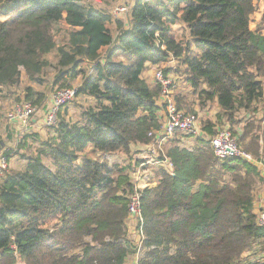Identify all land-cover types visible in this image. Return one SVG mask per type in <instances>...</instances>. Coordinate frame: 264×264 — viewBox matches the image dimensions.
<instances>
[{
  "label": "trees",
  "instance_id": "1",
  "mask_svg": "<svg viewBox=\"0 0 264 264\" xmlns=\"http://www.w3.org/2000/svg\"><path fill=\"white\" fill-rule=\"evenodd\" d=\"M89 1L0 0L7 18L0 21V94L19 86L21 69L40 82L54 54L52 86L72 89L81 77L75 98L94 101L77 122L60 117L35 153L22 158L21 170L3 172L0 264H126L136 254L126 230L133 182L105 158L149 145L148 134L159 129V87L142 78L148 67L178 61L192 91L215 102L219 119L231 124L241 111L255 114L264 97V35L250 29L262 0H135L115 37L110 16ZM179 23L188 31L184 44L171 33ZM63 25L70 30L57 47ZM85 64L92 66L88 74ZM24 95L32 106L46 100L31 87ZM255 122L237 141L254 163L219 160L208 141L192 152L176 145L168 151L173 174L160 168L156 186L141 191L137 264H264V228L253 208L264 130L260 136Z\"/></svg>",
  "mask_w": 264,
  "mask_h": 264
},
{
  "label": "rangeland",
  "instance_id": "2",
  "mask_svg": "<svg viewBox=\"0 0 264 264\" xmlns=\"http://www.w3.org/2000/svg\"><path fill=\"white\" fill-rule=\"evenodd\" d=\"M93 6L97 9L106 12L110 16V21L107 26L113 37L117 35L119 31V25L123 22L125 17H114L111 13L118 8L122 4V0H91L89 1ZM7 18L0 14V21H5ZM250 29L257 33L264 35V0L255 3V11L250 17ZM69 28L66 25L62 26V32L54 39L55 45L61 46L67 40V34L69 32ZM171 33L176 42L185 43L189 41L188 31L185 26L181 23L171 27ZM113 47V46H112ZM104 48L100 53V58L102 59L104 55L108 52L112 53L114 48ZM191 48L193 52H197L193 48V44H191ZM125 57L119 55L117 60L124 61ZM47 61L49 66L44 69L43 74L40 77V82H30L28 81L24 71L21 69V78L20 84L16 88H8L3 89L0 94V143L3 146L0 148V152L7 148V150L14 149L13 154L9 157L8 160V172L21 170L24 166L23 157L32 155L35 153L34 151L39 148V143L45 141L52 133L51 127L43 126V121L47 117L48 108L51 104L52 96L58 91L57 88L52 86L53 76L55 74L54 66L56 65V57L54 54H51L47 57ZM160 67H148L142 74V78L146 81L147 84L151 86H156V83L153 82V74L154 71L161 68ZM92 66L88 64L83 65L82 69H84L87 74L91 72ZM163 69L168 70V74L174 77V86H175V100L179 109L184 112L194 115L198 118L199 124L202 128V132L205 133L209 138L212 133H214L213 128L222 127L224 125L228 126L233 134V136L237 139L240 138V135L243 131V128L246 124H250L251 121H256L255 126H259L258 134L262 136L264 130V97L253 107L256 112L253 113H244L243 111L239 112L235 116L234 123L226 122L225 119H219V109L215 102H203L197 95L194 93L192 89L188 86L186 82V73L185 69L182 65L179 64L178 61L171 59L168 63H163ZM262 86L264 91V76L261 77ZM81 84V77L72 82L73 88L77 87ZM26 87H31L34 91L46 96V100L42 104L41 107L33 106L35 108V113L32 117L35 122V127H30V130L26 133H23L16 141H18L17 146L15 147V136L17 132H15V125L10 123L6 119V114L13 108V106L18 105L22 102H25L24 98V89ZM184 95V102L178 103V98L180 97L178 94ZM264 94V92H263ZM94 101L85 98V97H77L74 100L70 101L66 105H64L56 115L57 120L62 117L66 121L77 122L80 120V114L83 110L88 107H93ZM218 117V118H217ZM261 121H259V120ZM211 128L212 133L208 134V129ZM207 131H206V130ZM13 133L15 135H13ZM12 135V136H11ZM180 138V136H176ZM175 137V138H176ZM28 138L29 149H25L22 147V142L24 139ZM34 138V139H32ZM185 140L191 139V137H182ZM205 140L198 139V142L202 144V141ZM194 143L196 140L192 141V144L189 145V148L194 147ZM194 144V145H193ZM262 145V144H260ZM240 149L248 154L241 145H238ZM173 145H165L162 147V153L167 156L168 151L172 149ZM180 150H185L182 146L178 147ZM89 153V151L87 150ZM149 150L145 145H136L132 146L128 154L115 153L113 155H109L105 158V160L110 165H118L120 168L125 169V174L129 177L130 182L140 181L143 177L148 176L151 177L152 180H157V172L161 171L160 168L153 167L152 165L147 163L146 156H149ZM104 159V158H103ZM46 164H49L48 161H45ZM141 166V167H140ZM3 177V172L0 174V178ZM255 189V188H254ZM131 260L128 262L130 264Z\"/></svg>",
  "mask_w": 264,
  "mask_h": 264
},
{
  "label": "built area",
  "instance_id": "3",
  "mask_svg": "<svg viewBox=\"0 0 264 264\" xmlns=\"http://www.w3.org/2000/svg\"><path fill=\"white\" fill-rule=\"evenodd\" d=\"M134 1L135 0H122V4L111 13L114 17H125L123 20L124 27L127 25L128 12L134 4ZM171 59L173 58L170 57L166 63L170 62ZM100 60L99 62H101ZM152 80L156 83V86L159 87V96L156 102L160 106L161 111H163L162 117L159 116V129L148 134L151 143L146 145L147 148L151 149L149 157L155 160V165L163 168L169 175L173 174L172 163L170 159L162 153V147L176 136H189L194 140H205L208 138L206 141L209 142L214 156L219 160L239 158L254 163L252 156L240 149L236 142L237 139L233 136L228 126L224 125L222 127L213 128L214 134L209 138V136L202 132L203 130L197 117L178 108L174 94V77L169 74H164L163 64L161 68L154 71ZM75 91V88L58 90L52 96L47 117L42 122L43 126L50 127L55 125L56 115L64 105L74 100ZM34 113L35 108L31 103L22 102L13 106L6 114L7 121L13 123L17 131L15 147L18 144L16 140L23 133L29 131L30 127H35L36 124H33L34 121L32 119ZM189 145H191L189 142L183 144V148H186L185 150L188 152H192L194 147L189 148ZM14 149L15 148L7 150L6 148L0 152V174L7 170L9 157L13 154ZM148 161L149 160H147V162ZM145 179H148V176L143 177L140 181L134 182L132 191L127 196V220L132 223L134 234L137 236V252L135 254L136 264L142 250L141 244L144 240L141 191L149 186ZM256 216L258 226L264 228V208L261 209Z\"/></svg>",
  "mask_w": 264,
  "mask_h": 264
},
{
  "label": "crops",
  "instance_id": "4",
  "mask_svg": "<svg viewBox=\"0 0 264 264\" xmlns=\"http://www.w3.org/2000/svg\"><path fill=\"white\" fill-rule=\"evenodd\" d=\"M123 25V24H122ZM151 86V85H150ZM189 86V85H188ZM190 87V86H189ZM180 97L178 98V103L179 101L180 102H184V95L183 94H178ZM92 100V99H91ZM179 108V107H178ZM183 111V110H182ZM163 115V111H161L159 113V116L162 117ZM35 122H33L34 124ZM32 124V125H33ZM15 132L16 129H15ZM13 135H15L13 133ZM12 136V135H11ZM16 137V136H15ZM194 140V139H193ZM193 140H190V139H187L185 140L184 138L181 137L180 138H173L172 140L168 141L165 145H173V146H177V147H180L182 146L183 148V144H186V143H191L192 144V141ZM195 141V140H194ZM27 142H28V139H27ZM195 144V145H194ZM194 149L195 148H198V147H201V144L198 142V139H196V143H194ZM3 146L2 143H0V148ZM147 147V146H146ZM164 147V146H163ZM149 150V152H151L149 148H147ZM147 160H149L147 163H149L150 165H152L153 167H156V168H161L157 165H155L154 163V159H152L151 157L149 156H146ZM257 168L259 169V172H260V177H261V181L257 183V185L255 186V189L253 191V195H254V202H253V208H254V214H258V212L264 208V165L262 163H255ZM163 169V168H162ZM164 170V169H163ZM165 171V170H164ZM147 180L148 182V188H153L156 186V184L158 183V178L157 180H152L151 177L148 179H145ZM126 230H127V237L130 241L134 242L136 244L137 242V236L134 234V231H133V225L130 221H126ZM141 254V252H140ZM131 260L130 264H136V261H135V255H133L132 257L128 258L127 261H126V264H129L128 262Z\"/></svg>",
  "mask_w": 264,
  "mask_h": 264
}]
</instances>
